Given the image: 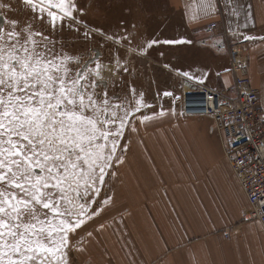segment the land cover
Listing matches in <instances>:
<instances>
[{
	"label": "snow or ice",
	"instance_id": "obj_1",
	"mask_svg": "<svg viewBox=\"0 0 264 264\" xmlns=\"http://www.w3.org/2000/svg\"><path fill=\"white\" fill-rule=\"evenodd\" d=\"M23 3L51 32L81 23L75 0ZM207 7L214 8L211 0ZM11 24L7 32L0 27V264H69L70 248L86 250L83 239L77 247L72 237L102 211L93 205L124 162L127 142H121L126 131H136L130 120L145 105L142 95L132 106L127 100L117 103L120 98L106 90L97 94L101 84L107 88L106 66L98 59L73 71L70 64L81 61L55 53L50 35Z\"/></svg>",
	"mask_w": 264,
	"mask_h": 264
},
{
	"label": "rangeland",
	"instance_id": "obj_2",
	"mask_svg": "<svg viewBox=\"0 0 264 264\" xmlns=\"http://www.w3.org/2000/svg\"><path fill=\"white\" fill-rule=\"evenodd\" d=\"M0 4L5 5L0 9L6 32L12 28L11 21H18V31L31 25L33 31L50 35L55 44L49 47L55 53L74 56L81 61L80 65L70 64L73 71L82 68L84 63L91 64L93 58L98 59L106 66L103 79L107 88L101 84L96 89L97 94L106 90L109 97L120 98L117 103L127 100L132 106L142 95L145 105L130 120L136 131H126L121 142H127L124 162L114 168L115 177L107 181L93 205L94 209L99 206L102 211L72 237L73 244L83 239L82 246L86 250L80 252L70 248L69 264H89L91 247L120 246L117 243L120 241L130 247L139 246L144 241L153 242L155 191L143 188L153 185L157 172V135H198L206 128L200 121L181 119L171 96L164 93L181 94L186 81L191 85L199 84L184 73L193 75V71L201 70L204 60L208 61L201 48L194 49L190 45L198 39L202 41L204 34L194 32L185 23L184 16L171 8L169 0H75L77 8L82 10V14H76L81 23L65 26L56 32H51L46 23L35 19L23 0H0ZM77 28L79 31L75 30ZM236 34V43L247 48L250 57L252 45L264 38V30ZM246 36L254 39H245ZM154 40L160 43L147 47ZM176 40L191 43H163ZM91 66L95 68V64ZM125 67L127 71H124ZM161 112L164 114L160 115ZM145 115L151 119L143 121ZM212 127H215L213 122ZM147 192L152 196H146ZM216 192L217 201L225 208L229 203L227 188L221 185ZM107 197L111 199L104 205ZM88 232L92 236H88Z\"/></svg>",
	"mask_w": 264,
	"mask_h": 264
},
{
	"label": "crops",
	"instance_id": "obj_3",
	"mask_svg": "<svg viewBox=\"0 0 264 264\" xmlns=\"http://www.w3.org/2000/svg\"><path fill=\"white\" fill-rule=\"evenodd\" d=\"M169 3L194 32L204 34L202 41L190 45L201 48L209 59L190 76L233 96L229 45L236 43V32L264 30V0H211V10L208 0ZM211 24H217L215 36L205 32ZM205 40L217 44H202ZM259 41L251 48L249 73L260 92L264 116V38ZM186 119L202 122L204 133L157 135V172L153 185L143 188L155 191L153 242L91 247L89 264H264V229L258 221L243 219L249 202L223 154L215 127L211 128L213 121ZM221 185L229 195L225 208L215 195Z\"/></svg>",
	"mask_w": 264,
	"mask_h": 264
},
{
	"label": "built area",
	"instance_id": "obj_4",
	"mask_svg": "<svg viewBox=\"0 0 264 264\" xmlns=\"http://www.w3.org/2000/svg\"><path fill=\"white\" fill-rule=\"evenodd\" d=\"M217 24L207 30L215 36ZM234 95L229 96L203 85L184 88L172 95L184 118H210L219 137L223 154L249 202L245 221H258L264 229V116L260 92L250 77V54L242 45H229ZM244 163L240 164L239 161ZM228 236V234H226Z\"/></svg>",
	"mask_w": 264,
	"mask_h": 264
},
{
	"label": "water",
	"instance_id": "obj_5",
	"mask_svg": "<svg viewBox=\"0 0 264 264\" xmlns=\"http://www.w3.org/2000/svg\"><path fill=\"white\" fill-rule=\"evenodd\" d=\"M4 26V16H3V14H2V12H1V9H0V27H3ZM217 44V42H211V41H209V40H205L204 42H202V44H205V45H209V44ZM219 46V45H218ZM223 47V45H222V43H221V45H220V47ZM184 85H185V87L186 88H190L192 85L189 83V82H185L184 83Z\"/></svg>",
	"mask_w": 264,
	"mask_h": 264
},
{
	"label": "flooded vegetation",
	"instance_id": "obj_6",
	"mask_svg": "<svg viewBox=\"0 0 264 264\" xmlns=\"http://www.w3.org/2000/svg\"><path fill=\"white\" fill-rule=\"evenodd\" d=\"M4 26H5V24H4ZM4 26H3V27H4Z\"/></svg>",
	"mask_w": 264,
	"mask_h": 264
}]
</instances>
